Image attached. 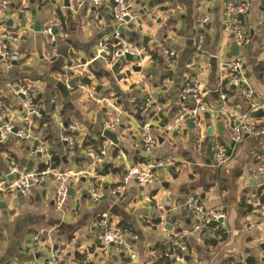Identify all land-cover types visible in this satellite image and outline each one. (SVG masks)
<instances>
[{"label":"crops","instance_id":"obj_1","mask_svg":"<svg viewBox=\"0 0 264 264\" xmlns=\"http://www.w3.org/2000/svg\"><path fill=\"white\" fill-rule=\"evenodd\" d=\"M12 1L21 4L18 9L7 10L11 22L8 31L21 35L19 56L17 65L10 69L0 63V99L9 102V115L21 118V98L12 95V88L17 83L26 84L39 98L44 117L21 119L20 125L30 131L28 141L22 143L10 135L0 142V176L7 175L9 158L22 168L37 171L43 159L31 155V150L42 143L51 158H60L58 172L74 173L68 182L74 192L59 208L55 202L58 183L52 176L44 181V187L43 182L32 185L28 196L0 191V264L44 261L53 254L59 264H74L78 256L88 264H159L175 232H182L188 244L186 264H228L248 258L262 264L264 174L258 175L256 170L264 165V135L245 136L231 146L229 132L237 123L230 114L245 113L247 105L236 89L219 88L218 77L221 63L238 59L264 112V0H250L249 13L240 19L250 43L239 47L233 57L230 52L234 41L224 30L223 0H131L132 20L120 26L105 3L96 7L92 0H81L73 9L74 0H70L69 8L64 7L63 0L33 4L36 0ZM205 16L209 24L203 52L197 55L192 48V25ZM36 21L41 28L50 23L61 28L56 44L58 57L51 62L41 58L42 37L33 31ZM117 30L126 42L158 55L152 62H126L121 71L130 66L141 71L120 82L95 55L97 44L110 41ZM162 48L173 51L174 57L162 58ZM63 76L76 79L75 89L69 90V108L55 89ZM84 78L89 80L88 85L82 84ZM191 81H197L204 100L219 110L216 117L203 116L205 142L199 153L195 150L194 129L187 123L169 133L165 130L176 119L180 93ZM223 90L228 93L224 101L220 96ZM149 101L153 103L146 108ZM3 114L0 112V119ZM115 118L119 120L117 130L110 132L116 134L117 146L103 137L104 123ZM146 119L151 121V134L157 140L149 156L144 155L138 139L139 125ZM248 120L264 127V116ZM70 126H74L73 134L79 142L103 139L100 144L110 143L105 162L98 169L91 167L87 157L83 160L80 151L75 154L67 149L61 138ZM216 142L226 144L230 151L221 168L212 164L211 147ZM164 158H173L178 166L158 171L157 183L140 186L131 180L123 196L109 195L129 166ZM92 185L104 192L103 199L96 203L88 196ZM190 197L205 210L223 212L220 227L224 240H217L210 232H191L194 220L186 205ZM101 215L136 237L132 245L134 262L130 263L127 254L116 246L102 249L97 244L96 222Z\"/></svg>","mask_w":264,"mask_h":264},{"label":"built area","instance_id":"obj_2","mask_svg":"<svg viewBox=\"0 0 264 264\" xmlns=\"http://www.w3.org/2000/svg\"><path fill=\"white\" fill-rule=\"evenodd\" d=\"M12 0H0V27L3 32L0 33V63L5 69H10L18 61L17 45L20 41V36L16 32H9L7 29L8 14L7 10L11 8ZM109 4L111 7V16L113 20L120 26L129 24L132 20L131 10L133 2L131 0H92V4L96 7L103 4ZM81 0L73 1L74 7H78ZM223 23L224 30L227 36L236 44V46L244 47L250 43L248 32L244 30L240 23V16H245L251 9L250 0H223ZM71 7V5H70ZM125 17L130 18V22H125ZM209 18L207 16L197 19L193 25L192 48L194 53L199 55L203 52L205 43V32ZM53 28L57 30V34H53ZM7 30V31H6ZM61 32V28L56 24H45L41 28L42 37V52L41 58L46 62H51L58 57L57 38ZM160 55L165 60H170L174 57V52L162 48ZM158 53V54H159ZM104 54V58L101 55ZM96 58H102L106 67H111L120 57L125 55L135 56L138 61L136 63L152 62L151 53L142 46L132 44L123 40L119 30L115 31L110 41L99 42L95 51ZM221 70L218 77L219 88L233 89L240 92L242 100L247 105L245 113L231 112L230 117L237 123L231 127L229 132V141L231 144H237L243 140L245 136H260L264 135V127L258 125V121L250 123L248 117L250 113L260 110L258 102L254 98V93L250 88L243 74L242 63L238 59H230L220 64ZM69 78L63 76L61 81L67 82ZM228 93H221V100L224 101ZM12 95L15 97L22 96L21 108L22 116L19 119L9 115V110L0 101V112H4L0 119V142L5 141L10 135H13L18 141L26 142L30 139V131L20 125L23 121L31 118L42 119L43 114L39 108L38 102L35 103V91L29 88L26 84L13 86ZM1 97V95H0ZM181 105L178 115L173 124L165 127L166 132L177 130L182 125L190 120L193 124L195 136V150L201 152L205 142L203 116L207 114L209 117H216L219 110L210 106L201 93L200 86L197 81L188 83L180 93ZM153 103L149 101L146 108ZM145 110V108H144ZM9 112V113H8ZM119 120L115 118L112 121L104 123V131L117 130ZM151 121L143 120L138 128V139L145 156L151 155L153 149L157 145L156 138L151 134ZM74 126H70L67 132L61 138L66 144L70 152L81 148L82 142H79L74 136ZM16 130L14 133L13 131ZM108 142H104L98 146L89 144L85 146L80 153L82 157L89 158L91 167L98 169L105 162L109 147ZM228 146L223 143H213L212 145V164L215 168L224 167L228 161ZM38 154L42 157L43 163L48 165L51 161V156L47 153V149L42 143L34 145L31 150V155ZM178 164L173 158H164L156 161H148L146 164L129 166L122 174V178L109 190V195L112 197H121L126 191V187L131 180H135L140 186L151 185L158 182L157 172L165 171ZM258 175L264 174V165L257 167ZM72 171L58 172L56 169L47 170L43 173L29 171L26 168L18 166L13 158H9L7 165V175L0 176V191H6L11 194H20L28 196L32 185H37L44 182L49 176L57 180V190L55 202L60 208L67 197L68 182L73 176ZM8 176L12 179L9 180ZM32 182V185H30ZM104 192L98 186L92 185L88 190L89 199L96 203L103 198ZM188 211L194 220L192 233L204 234L210 232L217 240L223 238V230L220 227V220H224L225 215L220 210H205L199 201L195 198H188L186 201ZM97 228V244L100 248L105 249L109 246H116L125 252L130 263L136 260V255L132 251L133 242L136 237L128 230L115 227L109 220L107 215H101L96 222ZM182 232H175L169 237V244L162 257H167L170 264H186L185 258L189 255L188 244L183 240ZM36 240V238H35ZM28 264H59L58 257L53 254L44 261L31 262ZM74 264H88L85 260L75 262ZM228 264H247L246 261L229 262Z\"/></svg>","mask_w":264,"mask_h":264},{"label":"water","instance_id":"obj_3","mask_svg":"<svg viewBox=\"0 0 264 264\" xmlns=\"http://www.w3.org/2000/svg\"><path fill=\"white\" fill-rule=\"evenodd\" d=\"M41 3L42 1L41 0H36L34 2H31V4L33 3ZM70 0H63V4H64V7L65 8H69L70 7V4H69ZM32 14H35V11L33 10L32 11ZM243 17L240 16V19H242ZM125 22H130V18L129 17H125L123 19ZM7 25L8 26H11V22L8 21L7 22ZM119 30H122L121 27L118 28ZM53 30V34L56 35L57 34V30L55 28L52 29ZM33 31L36 32V33H40L41 32V25H40V22L39 21H36L33 25ZM230 39H232V37H230ZM238 52H239V48L236 46L235 43H232L231 45V52H230V56H237L238 55ZM102 58H104V54L101 55ZM55 60V59H54ZM138 61V59L135 57V56H131V55H125L123 57H120L111 67H110V72L111 74L115 77L116 81L117 82H120L126 78H129L131 76L132 73H138L141 71V68L137 67V66H130L129 69L127 70H122L121 71V68H123L124 64L126 62H132V63H136ZM212 61H215L214 59ZM13 65H17V63H13ZM76 87V79L73 78L67 82H64V81H57L56 84H55V89L59 92L60 94V97H61V100L64 104V106H66L67 108L70 107V98H69V90H74ZM212 95L216 96L217 97V92H213ZM21 99H23L22 96H19ZM264 116V112L263 110H258L256 112H252L250 113L249 117L250 118H254V119H258L260 117H263ZM209 116L207 114H205V118H208ZM187 125L190 127V128H193V124L190 120H187L186 121ZM1 126V124H0ZM14 133L16 132V130L13 131ZM212 132H211V129L208 130V135L211 136ZM103 137L107 138L110 140V142L117 146L119 145V142L117 140V136L115 133L113 132H110L108 130H105L103 131ZM210 143L212 144V140H209ZM231 146H234L233 144H231ZM212 148V147H211ZM230 155V151L228 152V156ZM40 156V155H39ZM89 160V158H87ZM133 166V165H131ZM130 166V167H131ZM123 175L126 174V172H122ZM8 179L11 180L12 177L11 176H8ZM30 185H32V182H30ZM42 187L45 186V183L43 182L41 184ZM73 192L74 190L70 187H68L67 189V196H73ZM103 199V198H102ZM105 199V198H104ZM220 222L222 223L223 221L220 220ZM186 261H188V257L185 258Z\"/></svg>","mask_w":264,"mask_h":264},{"label":"trees","instance_id":"obj_4","mask_svg":"<svg viewBox=\"0 0 264 264\" xmlns=\"http://www.w3.org/2000/svg\"><path fill=\"white\" fill-rule=\"evenodd\" d=\"M20 3H15V2H12V4H11V8H13V9H18V8H20ZM158 55L157 54H154V53H152V58H153V60H157L158 59V57H157ZM82 84L83 85H88L89 84V80H87V79H83L82 80ZM223 92H225V93H227L225 90H223ZM0 101H2V103L4 104V106L5 107H8L7 106V104L9 103L8 101H7V99H0ZM7 101V102H6ZM39 101V98L38 97H35V103H37ZM43 114V113H42ZM43 117H44V114H43ZM103 139H100L98 142H95V141H92V140H88V139H86L85 141H83L82 142V144H81V148H79V149H75L74 150V153L76 154L77 152H79V151H81L85 146H87V145H89V144H94L95 146H98L99 144H100V142L102 141ZM116 151L113 153V156H116ZM82 159H83V157H82ZM83 160H85V157H84V159ZM60 163H61V160H60V158L59 157H57V156H53L52 158H51V161H50V163L48 164V165H46V164H44V163H42L39 167H38V169H37V171H35L36 173H38V174H40V173H43V172H45V171H47V170H51V169H56L59 165H60ZM104 171H106L107 170V168L106 169H103ZM159 221H155V224H157ZM224 234H223V240H224ZM166 249V248H165ZM77 261L78 262H82V261H84V259L83 258H81V257H77ZM170 260L166 257H162V259L159 261V264H170ZM246 263L247 264H255L254 263V261H253V258H248L247 259V261H246ZM262 264H264V258H263V261H262Z\"/></svg>","mask_w":264,"mask_h":264},{"label":"rangeland","instance_id":"obj_5","mask_svg":"<svg viewBox=\"0 0 264 264\" xmlns=\"http://www.w3.org/2000/svg\"><path fill=\"white\" fill-rule=\"evenodd\" d=\"M0 30H3V29L0 27Z\"/></svg>","mask_w":264,"mask_h":264}]
</instances>
